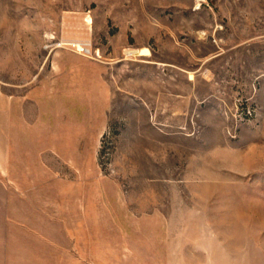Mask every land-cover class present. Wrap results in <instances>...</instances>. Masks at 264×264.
<instances>
[{
  "label": "rangeland",
  "instance_id": "obj_1",
  "mask_svg": "<svg viewBox=\"0 0 264 264\" xmlns=\"http://www.w3.org/2000/svg\"><path fill=\"white\" fill-rule=\"evenodd\" d=\"M34 78L106 101L45 165L15 102L11 264H264V0H0V81Z\"/></svg>",
  "mask_w": 264,
  "mask_h": 264
},
{
  "label": "crops",
  "instance_id": "obj_2",
  "mask_svg": "<svg viewBox=\"0 0 264 264\" xmlns=\"http://www.w3.org/2000/svg\"><path fill=\"white\" fill-rule=\"evenodd\" d=\"M53 84H43L34 78L31 82L11 84L0 81V264L10 263L11 244H26L25 239L10 238V182L15 180L11 172V153L14 139L13 115L14 106H18V147L21 156L34 157L35 164L39 160L45 165L47 157H64V149H79L81 142L89 139L91 117L101 116L99 103L106 101L102 95L84 89L83 83H76L71 95L61 99L55 92ZM79 85V86H77ZM17 92V97H16ZM92 102H98V105ZM103 103V105H104ZM95 106V107H94ZM105 119L106 110L102 109ZM62 150V151H60ZM43 159V160H42ZM47 179L50 175L46 174ZM37 173L20 172L18 180L20 190L27 184L23 181H38ZM7 236H4V231ZM85 241V240H84ZM87 241V240H86ZM71 243H75L71 240ZM87 242H83L85 244ZM117 245H122V242ZM235 255V254H233ZM250 258L238 253L236 258L229 259L227 264H249Z\"/></svg>",
  "mask_w": 264,
  "mask_h": 264
},
{
  "label": "bare ground",
  "instance_id": "obj_3",
  "mask_svg": "<svg viewBox=\"0 0 264 264\" xmlns=\"http://www.w3.org/2000/svg\"><path fill=\"white\" fill-rule=\"evenodd\" d=\"M74 47H77L78 51H83V45L77 43V44H73ZM87 52V51H86ZM145 52V51H144Z\"/></svg>",
  "mask_w": 264,
  "mask_h": 264
},
{
  "label": "built area",
  "instance_id": "obj_4",
  "mask_svg": "<svg viewBox=\"0 0 264 264\" xmlns=\"http://www.w3.org/2000/svg\"><path fill=\"white\" fill-rule=\"evenodd\" d=\"M60 46H62V44H60ZM86 52V51H88V49L87 48H85V47H83V52Z\"/></svg>",
  "mask_w": 264,
  "mask_h": 264
}]
</instances>
